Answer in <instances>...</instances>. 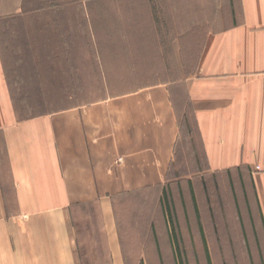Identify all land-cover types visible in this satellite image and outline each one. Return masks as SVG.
<instances>
[{
	"label": "crops",
	"instance_id": "0c3cea01",
	"mask_svg": "<svg viewBox=\"0 0 264 264\" xmlns=\"http://www.w3.org/2000/svg\"><path fill=\"white\" fill-rule=\"evenodd\" d=\"M80 2L0 10V264H264V0H163V18L153 0L140 15ZM38 21L48 28H17ZM163 24L173 52L198 54L192 72L112 90L142 77L134 64L157 53ZM22 101L82 104L22 117ZM180 145L202 170L174 173ZM140 197L154 200L125 202Z\"/></svg>",
	"mask_w": 264,
	"mask_h": 264
},
{
	"label": "rangeland",
	"instance_id": "374dc122",
	"mask_svg": "<svg viewBox=\"0 0 264 264\" xmlns=\"http://www.w3.org/2000/svg\"><path fill=\"white\" fill-rule=\"evenodd\" d=\"M26 1V0H25ZM80 2L81 0H67V2H69V5H64L63 10H60V8L57 10H52L48 9V4L50 2V0H27V3H29L28 5H30L31 7L28 8H32L35 9V11L37 10V8L39 7V12L36 11L37 13L41 14V15H46L47 13L49 14H55V13H64V14H78V13H82V6H81V2L78 6L77 2ZM87 6L85 8V11L87 13H124L126 14L128 13H136L138 15L140 14H144L146 12H148L147 10V6L143 5L142 0H134L135 4L132 5L133 7H127L125 5L122 6H113V7H109L108 5H104V4H94L96 1L94 0H87ZM90 1L92 3H90ZM94 1V2H93ZM99 1V0H97ZM169 1H173V0H169ZM13 3V0H0V10H5L8 7L11 6V4ZM154 3V11L155 14L158 15L159 17L163 18L162 11L165 9L166 13H171V9L174 7H170V6H165L160 5L159 3H163V0H153ZM216 5V4H215ZM124 6V7H123ZM109 7V8H108ZM112 8L111 11H109ZM115 8H118V10H116ZM183 8V7H182ZM185 9H188L189 7H184ZM197 9L196 12H194L195 16H198V19H202V15L205 13V9H202L200 11V8H196ZM204 8V7H203ZM26 6L23 7V12L26 11ZM129 10V11H128ZM198 14V15H197ZM191 23V22H190ZM8 26H5V28L7 29H13L14 28V24L9 22ZM25 24V25H24ZM23 27H17V28H32V29H37V28H48V26L46 25L45 22L43 21H38V22H34L31 23V25L29 23H24ZM162 23L159 22L158 26H160ZM169 24H172V22H169ZM185 24H187V26L189 25L188 22H186ZM183 24V25H185ZM191 25V24H190ZM164 27V32L162 31L163 28H161V31L163 32L162 35H166L165 38H161L158 41V48H154L153 50H157V53H150V54H139V61L137 63V61L135 62L134 66L136 67V70L138 69L137 72H139L141 74V78L140 77H135L133 80V85H122V86H117V87H111L112 90L114 89L117 92H121L124 90H128L131 88H137L140 87L141 83H146V82H151V81H156V80H161V81H168V82H179V81H183L187 76L188 73L192 72V67L194 66V62L196 57L198 56L197 53L194 52H186L183 50V53H175L172 50L173 48V38L169 37V34H172V28L169 27L167 28V24H163L162 25ZM186 26V25H185ZM183 27V26H182ZM120 28V27H119ZM170 31H169V30ZM203 31H198V35L202 34ZM117 40V44L120 46L121 44L126 45L127 41H129L128 38H118ZM139 41H141V39H138ZM143 41L141 42H145V39H142ZM149 39H147L148 41ZM182 44L184 47H187L186 49L190 50L189 45L191 42V45L195 47L192 48L193 51L197 50L200 46V42H201V38L197 37L196 39H186V38H182L181 39ZM177 49V48H176ZM184 49V48H183ZM197 54V55H196ZM181 66V67H180ZM135 72V73H137ZM151 76V79L147 78ZM155 77V78H153ZM139 83V85L137 84ZM102 89H106L109 87H100ZM97 89V87H87L86 91L87 93H92L94 92L93 90ZM177 93V102H178V109H179V120L181 122V125L183 127L186 126V124H189V122L191 121V118H189V105L187 102V97H186V90H185V86L182 85H177L174 89ZM76 104H82L81 102H58V101H22V102H15V107L17 109L20 110V116L22 117H30V116H34V115H38V114H43L44 112H49V111H53V110H57L60 108H64V107H68V106H73ZM200 159V158H198ZM197 159V152H196V148L194 145H180V149H179V156L177 159V162L174 165V173H179V174H190L192 172H195L197 169L198 170H202V166L201 165H197L196 161L199 162V160ZM154 198L152 197H146V198H129V199H125V202H127L128 204H137V202L139 201H144L147 205H151L153 203ZM187 264V263H186ZM188 264H205L202 261H195V262H190L188 261ZM213 264H225V263H213ZM228 264H240L237 262H231ZM242 264V263H241ZM243 264H254V263H243Z\"/></svg>",
	"mask_w": 264,
	"mask_h": 264
},
{
	"label": "trees",
	"instance_id": "16d2710c",
	"mask_svg": "<svg viewBox=\"0 0 264 264\" xmlns=\"http://www.w3.org/2000/svg\"><path fill=\"white\" fill-rule=\"evenodd\" d=\"M38 9H39V7L37 8V10H38ZM37 10H36V11H37ZM179 263H180V264H184L183 261H181V262H179ZM208 264H210V263H208Z\"/></svg>",
	"mask_w": 264,
	"mask_h": 264
}]
</instances>
